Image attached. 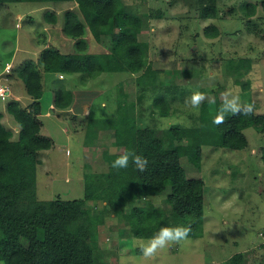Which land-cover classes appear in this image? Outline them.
Here are the masks:
<instances>
[{"label":"rangeland","instance_id":"obj_1","mask_svg":"<svg viewBox=\"0 0 264 264\" xmlns=\"http://www.w3.org/2000/svg\"><path fill=\"white\" fill-rule=\"evenodd\" d=\"M123 1L128 9L153 15L145 21L146 27L139 39L147 42V57L151 66L159 70V82L178 84L183 89V97L170 104V114L159 116V107L153 106L156 122L152 125H188L204 110L212 113L211 109L222 103L221 94L228 89L238 94L242 103H253L256 112L264 113V0H216L218 16L204 19L198 16L197 0ZM251 2L256 5L255 13L246 16L243 14L244 5ZM71 4L3 3L0 6V72L6 62L18 63L31 51L45 46L58 45L64 52L77 51L76 39L57 27L44 30V5L60 11L57 17L61 23V12ZM156 10L161 13L157 15ZM29 18L32 21L29 22ZM209 24L217 27L215 36L205 35L204 28ZM81 38L87 42L83 52L97 54L109 49V39L96 40L87 27ZM124 54L123 50L117 52L122 60H125ZM243 58L246 59L245 66H240ZM60 74L63 79H57L53 72H43L45 83L47 78L54 76L49 86L66 88L69 81L80 75ZM84 78L80 81L79 76L77 83H88L84 90L89 107L87 114L81 112L75 118L61 117L62 123L41 118V131L52 137L56 148L41 150L39 155L42 162L36 165L38 199L81 197L85 164L99 171L112 169L117 148L109 143L113 131L109 129L107 133L106 127H111L120 102L129 105L135 101L137 84L151 87V77H139L136 73L124 71L102 72L94 78ZM8 81L0 76L4 85L9 84ZM19 83H22L21 79ZM52 91L43 87L42 107L46 106L44 97H49ZM194 91H202L210 98L217 97L220 102L207 103V108L201 106L196 114V110L184 102ZM75 93L83 97L85 94L81 90ZM23 94L27 101L29 95L24 90ZM151 101V96L143 99L147 107L151 106ZM5 102L0 100V109L1 106L5 109ZM6 116L13 120L8 113ZM4 121L5 118H1V122ZM244 134L247 146L243 149L203 145L199 168L189 154L180 157L186 174L200 176L204 181L201 236H189L188 240L170 245L146 262L135 242H146L151 237L128 233L124 199L99 200L94 206V201L90 200L92 249L81 253V264H120L122 255L127 257L129 264H218L239 251L246 255L247 264H264V165L260 159L264 133L249 126L244 129ZM183 143L187 145L188 140ZM168 191L169 187L158 195L141 197L140 202L162 204ZM0 264L5 263L0 260Z\"/></svg>","mask_w":264,"mask_h":264},{"label":"trees","instance_id":"obj_2","mask_svg":"<svg viewBox=\"0 0 264 264\" xmlns=\"http://www.w3.org/2000/svg\"><path fill=\"white\" fill-rule=\"evenodd\" d=\"M14 1L55 3L56 6L71 2L72 7L61 12V31L76 39L77 51L64 52L47 46L39 51L36 60L25 59L15 67V72L1 75L15 73L22 80L30 100L22 104L18 99L9 98L5 104L6 111L17 124L16 132L1 122L0 112V260L5 264H81V253L92 249L90 200L94 201V206L99 200L124 199L127 230L132 236L149 238L163 226L181 225H191L190 237L201 236L204 181L200 176H188L180 157L189 154L199 168L203 145L231 150L245 148L244 129L252 126L264 133V113L255 111L247 116L228 113L225 122L217 126L212 121L219 103L211 109L212 113L204 110L188 125L172 123L156 127L152 125L156 122L154 108L159 107V116L170 114V104L183 97V89L178 84L159 82V70L151 66L147 57V42L139 39L146 27L145 21L152 14L128 9L123 0H0V6ZM197 3L200 18L218 16L216 0H197ZM244 10V15L251 16L256 5L245 3ZM155 13L161 12L156 10ZM43 16L47 23H56L54 9H44ZM86 27L96 40L109 39L107 51L97 54L82 51L87 45L81 38ZM217 32V27L211 24L204 28L206 36H215ZM118 50L124 51L125 60L118 57ZM241 61L240 66H245L246 59ZM109 71L151 77V87L137 84L135 101L129 105L120 102L111 120L113 143L123 148L115 153V159L125 151L134 150L148 159L147 170L139 172L130 164L126 169L99 171L85 164L81 197L38 199L36 165L40 163L39 153L53 145V139L41 132L42 72L79 73L82 79ZM178 88L180 93H177ZM150 96L152 107H147L143 99ZM71 101L69 89L59 86L54 90L55 107L65 108ZM215 101L220 102L217 97ZM207 103L205 101L202 107L207 108ZM185 139L187 145L183 143ZM260 151L264 165V146ZM167 187L169 191L162 204L140 202L141 197L158 195ZM218 264H247L246 255L242 251L235 252Z\"/></svg>","mask_w":264,"mask_h":264},{"label":"clouds","instance_id":"obj_3","mask_svg":"<svg viewBox=\"0 0 264 264\" xmlns=\"http://www.w3.org/2000/svg\"><path fill=\"white\" fill-rule=\"evenodd\" d=\"M155 31V28L153 29ZM11 97V90L5 87H0V100L6 101ZM210 104H215V99L210 98L202 91H194L190 97L185 99V104L191 109L198 110L205 101ZM222 103L220 104L217 114L213 118V124L219 126L225 122L226 114L233 115H251L255 112L253 103H242L240 96L235 94L232 89H228L221 94ZM105 105H101L104 107ZM148 159L138 155L134 150L125 151L120 154L113 162L111 167L115 169H126L130 164L134 165L139 172H145L148 168ZM192 232L191 225L188 226H163L158 232L148 239L146 242L136 241L135 243L140 249L144 260L151 261L163 249L174 244H181L188 240ZM120 264H129L126 256L120 257Z\"/></svg>","mask_w":264,"mask_h":264},{"label":"crops","instance_id":"obj_4","mask_svg":"<svg viewBox=\"0 0 264 264\" xmlns=\"http://www.w3.org/2000/svg\"><path fill=\"white\" fill-rule=\"evenodd\" d=\"M45 7L44 8H49L47 5H44ZM70 7H72V6H70ZM55 12H56V15L58 14V12H60L58 9L57 10H55ZM57 20H59V23L57 24V23H55V24H51V23H47V22H45L46 23V25L44 26V30L46 31V28H48V27H52V28H54V27H57L60 31H61V23H60V19H59V17H57L56 18ZM57 20H56V22H57ZM30 21H32V18H29V22ZM62 22V21H61ZM56 24L58 25V26H56ZM58 44V43H57ZM45 47H47V46H45ZM56 48H58V45H56L55 46ZM42 48H44V47H42ZM42 48H40V49H38L37 51H31L30 52V55L28 56V55H26V57H24L21 61H23V60H25V59H32V60H36L37 59V57H38V54H39V51L42 49ZM59 49V48H58ZM107 51V50H106ZM14 56V51H13V53H12V55H11V57H13ZM28 56V57H27ZM36 56V57H35ZM20 61V62H21ZM20 62H18V63H12V62H6L5 63V65L7 64V65H9V70L8 71H5V73H7V72H9L10 73V71H14V69H15V67L20 63ZM5 65H4V67H5ZM4 69V68H3ZM2 69V71L0 72V76L3 74V70ZM15 72V71H14ZM47 73H49V72H47ZM54 76H52L51 78H53ZM55 77H57V79H63V77H62V75L60 74V73H55ZM54 77V78H55ZM78 74L76 75V78H75V80H73V81H69L68 82V87H66L67 89H69L71 92H72V101H71V103L67 106V107H65V108H58V107H55L54 106V104H53V93H54V87H51V86H49L50 84V82H51V78H47V83H45V81H44V77H43V72H42V83H43V87L44 88H46V89H52L53 91H52V93H51V95H49V97H44V99H43V101H44V103H46V106H41V99H42V97L40 96V108H41V112L39 113V118L41 119L42 117H47V118H51V119H54L55 121H57V122H59V123H62L59 119L61 118V117H71V118H75V117H78V114L79 113H83V114H87L88 113V101H87V98H86V96H87V94H86V92L84 91L85 89H86V86H88V83L87 84H82V82H80L79 83V85H78V83H77V81L79 80L78 79ZM1 79H5V80H9L8 81V83L9 84H5L7 87H8V89H10L11 90V97L10 98H15V99H18L22 104H26V103H28V101L30 100V98H28V100L27 101H25V95L23 94V90H24V86H23V83H19V77H17L16 76V74L14 73V74H10V76H8V75H5V77H2L1 76ZM85 79V78H84ZM83 79V80H84ZM80 81H82V79L80 80ZM85 81V80H84ZM55 83L57 84L58 83V81L56 82L55 81ZM3 84V83H2ZM79 90H81L82 92H84L83 94H84V97L83 96H80V95H78L77 93H75L76 91H79ZM25 91V90H24ZM43 96V95H42ZM51 96V97H50ZM23 100V101H22ZM6 102H7V100H6ZM6 102H5V104H6ZM4 104V105H5ZM90 106V105H89ZM46 107V108H45ZM75 109H77V110H75ZM0 112L2 113V117L1 118H5V123H4V125L5 126H7V127H9V128H11V129H13L14 130V132H16L17 131V129H18V127H17V124H16V122L14 121V119L12 120V121H10L9 119V117L8 116H6L7 115V111H6V108L4 109V107L3 106H1V109H0ZM7 112V113H6ZM9 114V113H8ZM10 115V114H9ZM111 127H106V129H107V133H109V129H112V131H113V134H114V128L112 127V125H110ZM43 127V126H42ZM104 130V129H103ZM42 132V131H41ZM52 138V137H51ZM112 139H110L109 140V143L111 144V145H115L113 142H114V135H112V137H111ZM92 142V141H91ZM54 143V142H53ZM54 145V144H53ZM52 145V147H51V149H55L56 147L55 146H53ZM104 145V144H103ZM116 146V148H117V150H116V152L115 153H117V151H119L118 149H120V152L122 151V147L121 146H119V145H115ZM59 147L60 148H63V145H59ZM95 147H96V145H95ZM109 148V147H108ZM50 149V148H49ZM48 150V149H47ZM106 150V149H105ZM45 151V150H44ZM66 152H67V150H66ZM41 154V152L39 153V155ZM82 155H83V153H82ZM40 161H41V158H40ZM42 162V161H41ZM40 162V163H41ZM39 163V164H40ZM66 169V168H65ZM48 169H45V171H47ZM49 170H50V168H49ZM106 171V170H105ZM82 174V173H81ZM67 178V177H66Z\"/></svg>","mask_w":264,"mask_h":264},{"label":"built area","instance_id":"obj_5","mask_svg":"<svg viewBox=\"0 0 264 264\" xmlns=\"http://www.w3.org/2000/svg\"><path fill=\"white\" fill-rule=\"evenodd\" d=\"M4 68L6 69V71H8L9 70V65L6 64ZM0 87L8 88L6 85L2 84L1 82H0Z\"/></svg>","mask_w":264,"mask_h":264}]
</instances>
